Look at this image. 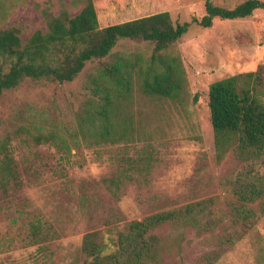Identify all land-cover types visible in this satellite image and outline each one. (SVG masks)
Wrapping results in <instances>:
<instances>
[{"label": "rangeland", "instance_id": "374dc122", "mask_svg": "<svg viewBox=\"0 0 264 264\" xmlns=\"http://www.w3.org/2000/svg\"><path fill=\"white\" fill-rule=\"evenodd\" d=\"M233 7L244 0H212ZM101 27L167 11L173 22H189L187 31L163 54L179 58L182 94L176 100L143 95L135 85L123 114L132 129L115 143H96L78 123L86 105L85 84L99 61L88 62L69 82L25 80L0 94V142L20 173L18 183L0 184V264H82V236L98 231L110 252L116 237L132 220L211 199L217 213L237 202L230 180L245 169L234 145L217 156L208 107L210 83L264 63V10L244 18L215 17L210 27L195 21L204 0H93ZM81 0H0V29L16 27L24 43L46 29V14L62 8L73 16ZM149 41L120 40L115 57L141 56L150 62ZM55 131L65 147L36 143L33 136ZM2 155L0 154V157ZM260 171L264 166H256ZM251 206L255 225L233 245L224 244L213 264H264V210ZM34 227H37L34 230ZM227 217L212 231L197 233L179 222L152 229L160 236L164 264L195 262L216 250L225 234L238 229Z\"/></svg>", "mask_w": 264, "mask_h": 264}, {"label": "trees", "instance_id": "16d2710c", "mask_svg": "<svg viewBox=\"0 0 264 264\" xmlns=\"http://www.w3.org/2000/svg\"><path fill=\"white\" fill-rule=\"evenodd\" d=\"M81 9L73 16L62 8L57 14H46V29L35 30L22 43L16 27L0 29V94L25 80L69 82L78 76L88 62L98 60L97 73L85 88L86 105L78 113V123L96 143H115L132 129V120L122 108L134 86L146 96L176 100L182 94L184 73L178 57L162 51L174 45L187 31L189 22H173L167 11L129 19L101 27L93 0H81ZM264 10V0H244L233 7L204 0L202 27H210L215 17L236 19ZM120 40L149 41L153 44L149 64L141 56L115 57L112 49ZM208 107L217 156L234 145L236 155L249 163L230 180L236 204L217 213L211 199L199 200L162 210L141 220H132L120 230L116 245L109 244L98 231L82 236V264H164L159 256L161 238L152 229L165 222H179L197 233L212 231L225 217L239 226L225 234L216 250L202 254L195 262L213 264L223 253L224 244L233 245L252 228L258 212L251 204L261 201L264 210V63L254 70L239 72L210 83ZM9 137L0 142V184L18 183L20 173L9 148ZM36 143L67 144L57 132L33 136ZM37 227H34L36 230Z\"/></svg>", "mask_w": 264, "mask_h": 264}]
</instances>
